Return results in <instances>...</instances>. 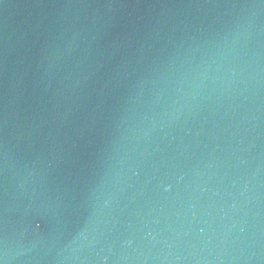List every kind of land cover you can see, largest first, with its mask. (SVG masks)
<instances>
[{"label": "water", "instance_id": "1", "mask_svg": "<svg viewBox=\"0 0 264 264\" xmlns=\"http://www.w3.org/2000/svg\"><path fill=\"white\" fill-rule=\"evenodd\" d=\"M0 264H264V0H0Z\"/></svg>", "mask_w": 264, "mask_h": 264}]
</instances>
